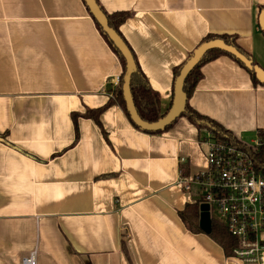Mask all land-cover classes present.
I'll return each instance as SVG.
<instances>
[{"label": "crops", "instance_id": "obj_1", "mask_svg": "<svg viewBox=\"0 0 264 264\" xmlns=\"http://www.w3.org/2000/svg\"><path fill=\"white\" fill-rule=\"evenodd\" d=\"M96 2L130 13L119 31L163 115L173 68L209 34L234 36L264 69V0ZM120 72L83 0H0V264L33 250L36 264H244L201 229L203 203L177 184L206 168L208 132L180 116L147 133L115 103L100 125L78 116L75 141L72 114L103 106ZM200 72L188 105L245 143L262 136L264 84L225 55ZM188 204L198 232L179 215Z\"/></svg>", "mask_w": 264, "mask_h": 264}, {"label": "built area", "instance_id": "obj_2", "mask_svg": "<svg viewBox=\"0 0 264 264\" xmlns=\"http://www.w3.org/2000/svg\"><path fill=\"white\" fill-rule=\"evenodd\" d=\"M259 133V132H258ZM206 148V168L191 174L178 173L177 184L185 192H195L208 206L214 220L222 223L237 244L232 256L244 264H264V166L246 150L210 132L200 141ZM252 146H264V137L257 134ZM180 163L185 157L179 158ZM35 250L21 260L36 264Z\"/></svg>", "mask_w": 264, "mask_h": 264}, {"label": "trees", "instance_id": "obj_3", "mask_svg": "<svg viewBox=\"0 0 264 264\" xmlns=\"http://www.w3.org/2000/svg\"><path fill=\"white\" fill-rule=\"evenodd\" d=\"M84 3H85V1H84ZM85 5H86L87 9L89 10L86 3H85ZM97 5H98V3H97ZM98 7H99V10L101 12L105 27L113 29L114 31H116V33H118V35L124 40V42L128 46V48L131 51V54L133 56V59L135 62V68L133 69V71L130 75L129 86H130V92H131L132 100H133L135 109L137 111V114L145 122L152 123V122L158 121L159 119H161L164 116L160 112L159 94L151 88L146 75L141 70V68L139 67V65L135 59V56H134L132 49L127 44V42L122 37V35L119 31L120 25L130 16V13H128V12H115L112 14H107L100 8L99 5H98ZM89 12H90V10H89ZM90 14L93 17V19L95 20L96 25H97L98 29L100 30L101 34L103 35L105 41L108 43L110 48L114 51V53L118 56V58L120 60V64H121V72L118 76V82H117L116 86L111 91V97L103 106L95 108V109H87L83 114H76V113L72 114V118L74 121L75 141L78 139V128H77V123H76L78 116L93 119L96 122V124L100 125L99 117L102 114V112L106 108H108L109 106L117 103L118 105L121 106L123 111L126 113L128 118L130 119L129 113H128L127 108H126L124 95H123V85L126 81V74H127L125 59L122 56L121 52L118 50V48L113 44V42L109 39L107 34L104 32L101 24L97 21V19L93 16V14L91 12H90ZM213 39H220L225 44L234 46L241 53H243L246 56V58L250 60V62L252 64H255L252 61L250 55L247 52H245L244 50H242L237 45L234 36H230L227 34H224V35H210L209 34L201 40L199 45H201L202 43L207 42L209 40H213ZM193 52L190 54V56L188 57V59L185 62H183L182 64L173 68L172 102L170 104V107L172 106V103H173L174 85H175L176 78L178 77L179 72H180L181 68L183 67V65L192 57ZM221 55L229 56L230 58L235 60L240 66H242L244 69H246L249 72L250 76L252 77V80L255 83L259 82L256 79L254 72L252 70L247 69L243 65V63L233 54L226 52V51H223V50H220V49L209 50V51L205 52L199 58L195 67L189 72V74L187 75V77L185 78V80L182 84L181 90L186 97V101H185V109L181 113L180 116L186 117L190 122H192L194 125H196L199 130H205L206 132H210L212 134V136H214L215 138H219L221 140H226V141L246 150L256 160L257 166L263 167L264 166V146L255 147V146H252L251 144H247V143L237 139L236 136L232 132L223 128V126H221L215 120L198 113L197 111L192 109L190 107V105H188V99L191 96V94L194 90V87L196 86L197 82L202 78V74L200 72L201 67L205 63H207V62H209V61H211V60H213V59H215ZM173 122L166 125L161 130H156V131L143 130V131H145L147 133H158V132H161V131L169 128ZM132 124L134 126H136L137 128L141 129L140 127L135 125L133 122H132ZM262 136L264 137V132H262ZM0 140L4 141L3 135H0ZM179 215H180L182 221L184 222V224L186 225V227L190 231H193V232L200 231L199 226H198V212H197L196 207L194 205H190V204L186 205L184 210L179 212ZM210 236L223 248L225 254L228 256L230 255L232 248L235 247L237 244L236 239L228 233V231L222 225V223H220L216 220H213V222H212Z\"/></svg>", "mask_w": 264, "mask_h": 264}, {"label": "water", "instance_id": "obj_4", "mask_svg": "<svg viewBox=\"0 0 264 264\" xmlns=\"http://www.w3.org/2000/svg\"><path fill=\"white\" fill-rule=\"evenodd\" d=\"M84 1L87 4L90 12L103 27L104 32L113 42V44L118 48V50L121 52L122 56L125 59L127 74H126V81L123 85V95L126 103V108L129 113L131 121L135 125L140 127L142 130H146V131L161 130L166 125L170 124L181 115V113L185 109V101H186V97L181 90L182 84L185 78L187 77V75L189 74V72L195 67L199 58L209 50L220 49L233 54L243 63V65L247 69L252 70L254 72L256 79L260 83L264 84L263 68H261L258 64H252L250 60L247 59L246 56L243 53H241L238 49H236L234 46L227 45L220 39L209 40L199 45L194 50L192 57L181 68L174 85L173 103L171 108L168 110V112L156 122H152V123L145 122L137 114L130 92L129 78L133 69L135 68V62L131 54V51L129 50L124 40L118 35V33H116V31L105 27L101 12L99 10L96 1L95 0H84ZM258 25L264 35V8L259 12ZM200 209H201L200 227L205 233H210L211 221L207 212L208 206L206 204H203L201 205Z\"/></svg>", "mask_w": 264, "mask_h": 264}, {"label": "rangeland", "instance_id": "obj_5", "mask_svg": "<svg viewBox=\"0 0 264 264\" xmlns=\"http://www.w3.org/2000/svg\"><path fill=\"white\" fill-rule=\"evenodd\" d=\"M247 144H252L251 139L246 140Z\"/></svg>", "mask_w": 264, "mask_h": 264}]
</instances>
